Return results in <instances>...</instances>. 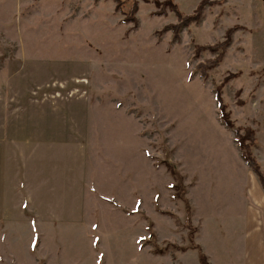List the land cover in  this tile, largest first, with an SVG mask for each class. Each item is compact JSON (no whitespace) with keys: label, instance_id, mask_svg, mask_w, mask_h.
<instances>
[{"label":"rangeland","instance_id":"374dc122","mask_svg":"<svg viewBox=\"0 0 264 264\" xmlns=\"http://www.w3.org/2000/svg\"><path fill=\"white\" fill-rule=\"evenodd\" d=\"M123 1L137 24L112 1L0 0V264H198L154 250L189 246L165 162L210 264H244L256 178L215 93L264 170V0ZM171 5L198 15L176 40ZM227 39L208 68L197 48Z\"/></svg>","mask_w":264,"mask_h":264},{"label":"trees","instance_id":"16d2710c","mask_svg":"<svg viewBox=\"0 0 264 264\" xmlns=\"http://www.w3.org/2000/svg\"><path fill=\"white\" fill-rule=\"evenodd\" d=\"M112 1L115 3V8L124 15V22L126 24H137V20L135 18V14L137 13V3L136 1H132L131 9L128 11L124 10L125 1L123 0H105ZM171 10L176 16L178 23L175 25H169L164 28L165 31L171 30L174 35V39H178L180 30L182 28H187L193 23H196L198 20V15H190L184 16L180 13L175 5H171ZM230 34L226 38H228ZM228 46V39L221 44L215 46H200L197 48L198 51H209L211 53H217V57L208 62V68H213L218 65L224 56L225 50ZM235 77V75H233ZM215 102L218 109V114L221 123L229 130L233 131L235 136L236 144L241 151L242 159L244 160L246 166L251 170V172L255 175L260 188L264 191V170L262 169L260 163L257 161V158L253 154V149L257 146L255 132L252 129L245 128L244 133H241V128L235 126L234 122L231 120L230 113L227 110V106L224 103L221 97V87L216 89L215 93ZM164 163V162H163ZM166 169L169 170L171 177L174 182L170 186L171 190H173L172 198L174 200H179L182 202L185 210V223L184 226L190 228V233L188 235L189 238V246L187 247H178L174 244H166L164 248H159L157 245L154 246V250L158 253L163 254L168 249H174L179 252H187V250L197 251V262L198 264H210L208 256L203 253L202 249L199 245L194 243V234L196 229L191 224V207L188 199L186 198V188L183 184V177L176 171L174 165L169 164L168 162L164 163Z\"/></svg>","mask_w":264,"mask_h":264},{"label":"crops","instance_id":"0c3cea01","mask_svg":"<svg viewBox=\"0 0 264 264\" xmlns=\"http://www.w3.org/2000/svg\"><path fill=\"white\" fill-rule=\"evenodd\" d=\"M258 147L259 143L255 149L257 150ZM256 180L250 179L249 183L247 184L251 204L248 208V215L246 216L245 222L246 255L244 258V264H264V193H262L261 188ZM3 210L4 208L2 204V198L0 196V215H2Z\"/></svg>","mask_w":264,"mask_h":264}]
</instances>
